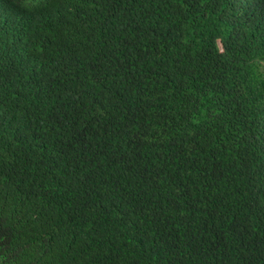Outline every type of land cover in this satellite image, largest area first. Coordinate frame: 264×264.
Here are the masks:
<instances>
[{"label":"trees","instance_id":"trees-1","mask_svg":"<svg viewBox=\"0 0 264 264\" xmlns=\"http://www.w3.org/2000/svg\"><path fill=\"white\" fill-rule=\"evenodd\" d=\"M264 0H0V264H264Z\"/></svg>","mask_w":264,"mask_h":264},{"label":"snow or ice","instance_id":"snow-or-ice-1","mask_svg":"<svg viewBox=\"0 0 264 264\" xmlns=\"http://www.w3.org/2000/svg\"><path fill=\"white\" fill-rule=\"evenodd\" d=\"M261 76H262V79H264V69H261Z\"/></svg>","mask_w":264,"mask_h":264}]
</instances>
